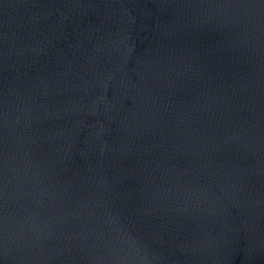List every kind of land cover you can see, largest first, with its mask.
Listing matches in <instances>:
<instances>
[{"label": "water", "instance_id": "obj_1", "mask_svg": "<svg viewBox=\"0 0 264 264\" xmlns=\"http://www.w3.org/2000/svg\"><path fill=\"white\" fill-rule=\"evenodd\" d=\"M0 264H264V0H0Z\"/></svg>", "mask_w": 264, "mask_h": 264}]
</instances>
